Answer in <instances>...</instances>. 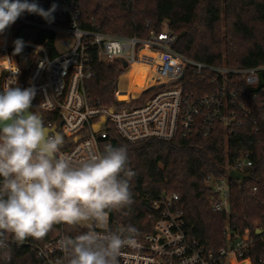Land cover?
Here are the masks:
<instances>
[{"label": "built area", "instance_id": "built-area-1", "mask_svg": "<svg viewBox=\"0 0 264 264\" xmlns=\"http://www.w3.org/2000/svg\"><path fill=\"white\" fill-rule=\"evenodd\" d=\"M28 2H35L46 11L53 4L57 6L50 21L29 12L17 19L27 26L54 32L55 53L51 55L42 44L23 41L34 49L36 57L28 66H20L14 56L16 64L10 65L8 56H12L10 49L15 39L11 36L12 25L8 27L0 33V70H3L0 90L12 75L8 69L14 70L18 65V86L35 88L32 110L41 115L46 126L64 136L61 154L70 156L74 162L102 152L105 145L119 147L110 135L112 130L127 142H137L191 133L208 135L217 123L229 127L237 119V112L243 114L245 109L242 101L234 108L243 94L237 86L239 80L252 88L245 95L259 98L264 105L261 76L264 65L233 68L185 57L172 48L176 35L167 25L159 31L150 30L144 37L135 34L118 37L86 28L81 23L79 0ZM59 46L65 50L60 51ZM94 60H116L122 68L109 105L98 103L88 95L87 83L96 74ZM138 68L143 71V84L138 91H128L132 73ZM187 68L206 83L197 93L184 88L182 79ZM125 74L123 88L119 82ZM251 162L249 152L240 151L225 176L205 177L211 190L208 202L212 210L225 214L224 245L216 248L190 237L191 227L175 205L177 194H162L155 200L141 195L140 200L151 204L142 213L151 226L136 236L137 247L125 246L121 250L118 264H264V255L255 260L250 257L257 241L263 243L264 253V228L236 231L229 225V170L247 171ZM129 167L132 171L131 164ZM55 226L62 229L63 224ZM110 228L117 230L113 225ZM62 237L60 233L43 241L29 238L22 245L27 246L36 264H67V257L57 247Z\"/></svg>", "mask_w": 264, "mask_h": 264}, {"label": "trees", "instance_id": "trees-1", "mask_svg": "<svg viewBox=\"0 0 264 264\" xmlns=\"http://www.w3.org/2000/svg\"><path fill=\"white\" fill-rule=\"evenodd\" d=\"M82 26L113 36L137 35L144 37L150 30L159 31L163 24L176 35L172 48L190 59L212 65L235 68L264 65V0H79ZM11 36L25 42L42 44L53 55L55 34L50 30L34 28L19 20L12 24ZM14 47L10 49L13 53ZM34 49L25 46L16 55L20 66H28L36 57ZM96 74L87 83L88 95L98 103L109 105L113 100L114 85L122 68L118 61L94 60ZM141 69L130 78L128 91L142 86ZM264 80V68L261 71ZM188 92L197 93L205 88L187 68L182 79ZM264 84V82H263ZM243 114L238 111L229 127L215 124L208 135H176L170 139L148 138L127 142L113 130L110 135L119 147L127 150L134 176L130 181L132 193L155 200L162 194L175 193L176 207L182 212L190 229V237L212 246L225 243L223 224L225 214L213 211L205 183L207 175L225 176L240 151H248L251 165L249 176L243 181L229 179V225L233 230L251 231L264 228V105L259 98H248L250 91L243 81ZM121 98H126L121 95ZM230 128V132L227 130ZM130 169V167H129ZM150 202L133 194V203L119 211L109 213V226L135 227L140 233L150 229L151 223L142 213ZM83 228L55 226L38 241L64 236L75 237ZM263 243L257 241L250 257L255 260L264 255ZM10 259L0 255V264H36L26 245H10Z\"/></svg>", "mask_w": 264, "mask_h": 264}, {"label": "clouds", "instance_id": "clouds-1", "mask_svg": "<svg viewBox=\"0 0 264 264\" xmlns=\"http://www.w3.org/2000/svg\"><path fill=\"white\" fill-rule=\"evenodd\" d=\"M56 7L46 11L28 0H0V33L24 12L50 21ZM23 48L21 39L14 41L10 65ZM8 72L0 90V255L10 259V243L41 240L63 224L87 229L57 242L67 264H118L125 246H138L135 227L109 226L111 211L133 203L135 174L127 150L108 144L79 162L61 154L64 136L32 110L35 88L18 86V65Z\"/></svg>", "mask_w": 264, "mask_h": 264}, {"label": "water", "instance_id": "water-1", "mask_svg": "<svg viewBox=\"0 0 264 264\" xmlns=\"http://www.w3.org/2000/svg\"><path fill=\"white\" fill-rule=\"evenodd\" d=\"M123 65H125V62H123ZM94 128H97V125H95ZM249 176V171H238L235 169L229 170L228 178L229 179H238L239 181H243L246 177Z\"/></svg>", "mask_w": 264, "mask_h": 264}, {"label": "rangeland", "instance_id": "rangeland-1", "mask_svg": "<svg viewBox=\"0 0 264 264\" xmlns=\"http://www.w3.org/2000/svg\"><path fill=\"white\" fill-rule=\"evenodd\" d=\"M166 25V23H164L163 24V26H165ZM59 50L60 51H64L65 49H64V47H62V46H59ZM126 77H127V74H125L123 77H121V80H120V82H119V86L120 87H126ZM135 196H136V198H139L140 199V197H141V193H133Z\"/></svg>", "mask_w": 264, "mask_h": 264}]
</instances>
